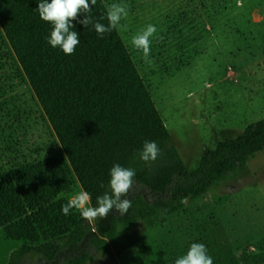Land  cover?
Returning <instances> with one entry per match:
<instances>
[{
	"label": "trees",
	"instance_id": "1",
	"mask_svg": "<svg viewBox=\"0 0 264 264\" xmlns=\"http://www.w3.org/2000/svg\"><path fill=\"white\" fill-rule=\"evenodd\" d=\"M38 2L0 0V35L9 43L63 153L0 171V231L11 244L9 258L0 264H21L28 253L56 262L70 245L110 252L109 241L124 252L140 239H126L131 227L165 222L264 150L262 118L235 137L218 141L189 170L117 28L101 37L92 24L84 27L73 20L80 43L73 54L65 55L48 44L52 26L40 19ZM106 13L103 0H97L90 15L107 25ZM145 141H155L160 149L157 159L147 164L135 155ZM114 164L135 170L126 197L132 201L128 213L113 209L93 226L74 208L65 216L61 206L75 182L89 194L91 207L98 206L97 197L108 190ZM91 258L89 251L81 250L59 264H87Z\"/></svg>",
	"mask_w": 264,
	"mask_h": 264
},
{
	"label": "rangeland",
	"instance_id": "2",
	"mask_svg": "<svg viewBox=\"0 0 264 264\" xmlns=\"http://www.w3.org/2000/svg\"><path fill=\"white\" fill-rule=\"evenodd\" d=\"M103 2L107 9L113 3L127 6L128 16L116 28L189 170L218 141L264 118V0H243L242 7L236 0ZM148 24L157 28L151 63L131 45ZM62 153L0 35V171ZM79 192L85 191L75 182L69 199ZM138 235L124 252L110 241V252L70 245L56 262L28 253L21 264H59L81 250L92 254L87 264H175L194 242L206 245L213 264H264V150L165 222L150 228L137 223L126 239ZM10 246L0 231V262L9 258Z\"/></svg>",
	"mask_w": 264,
	"mask_h": 264
},
{
	"label": "clouds",
	"instance_id": "3",
	"mask_svg": "<svg viewBox=\"0 0 264 264\" xmlns=\"http://www.w3.org/2000/svg\"><path fill=\"white\" fill-rule=\"evenodd\" d=\"M96 2L97 0H39L36 11L40 19L52 26L48 44L53 48L58 47L65 55H71L80 43L78 33L72 30L75 27L73 20H77L84 27L92 24L97 35L102 37L120 25L121 20L128 16L126 5L113 3L108 6L106 13L108 24L94 22L90 13ZM236 6L242 7L243 0H236ZM81 13L84 14L83 19H79ZM156 32V26L148 24L131 38L132 47L142 53L145 63H151L149 59L151 38ZM159 153L160 149L155 141H145L141 150L135 155L147 164L155 161ZM109 174L108 190L102 196L97 197L98 206H89V194L79 192L61 206L62 213L67 216L70 209L74 208L89 222L107 219L109 212L113 209L120 215L127 214L132 201L126 197L133 186L135 170L114 164ZM101 187L104 185L102 184ZM175 264H213V258L208 254L205 244L194 242L185 254L175 259Z\"/></svg>",
	"mask_w": 264,
	"mask_h": 264
}]
</instances>
